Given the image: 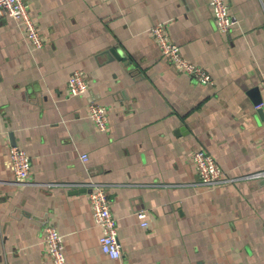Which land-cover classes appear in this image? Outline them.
I'll list each match as a JSON object with an SVG mask.
<instances>
[{"label":"crops","instance_id":"crops-1","mask_svg":"<svg viewBox=\"0 0 264 264\" xmlns=\"http://www.w3.org/2000/svg\"><path fill=\"white\" fill-rule=\"evenodd\" d=\"M27 3L41 46L0 18V264H54L46 223L63 236L64 264H264V174L252 175L264 170V0H228L225 32L209 0ZM157 22L212 83L161 54ZM74 69L86 94L67 92ZM90 99L107 107V130ZM13 144L31 158L24 182L8 164ZM198 149L229 179L201 184ZM91 182L105 184L122 261L102 251Z\"/></svg>","mask_w":264,"mask_h":264},{"label":"built area","instance_id":"built-area-1","mask_svg":"<svg viewBox=\"0 0 264 264\" xmlns=\"http://www.w3.org/2000/svg\"><path fill=\"white\" fill-rule=\"evenodd\" d=\"M209 3L212 8L216 27L220 31H229L236 22V16L231 13L228 0H209ZM4 16H9L20 21L26 35L35 47L43 44V37L32 18L27 0H0V18ZM149 33L158 45L161 54L167 60L183 70L190 78L204 84L212 83V76L204 67L188 60L183 55L179 44L170 37L165 23H155L150 28ZM261 87L264 89V79L261 81ZM88 90L89 84L83 70L74 69L67 82L68 94L83 95ZM255 106L257 108L263 107L264 99L259 101ZM88 112L90 118L99 130H107L109 125L108 109L104 104L90 99L88 102ZM262 145L264 149V138ZM82 158L86 159L87 155L83 153ZM192 161L201 184L210 186L229 179V177L224 175V171L216 158L206 149L194 151ZM8 164L14 172L16 181L24 182L31 169V158L29 154L19 145L13 144L10 147ZM261 174H264V170L252 173V175ZM89 185L88 198L95 223L101 229L99 242L102 251L108 257L122 261L123 249L118 237L117 218L112 212L110 198L105 184L91 182ZM138 215L140 217L145 216V212L139 210ZM147 224L148 222L146 220L142 221V225L145 226ZM42 235L46 244V252L54 264H64L66 256L63 250L64 240L62 234L53 224L46 223L43 226ZM213 264L222 263L215 262Z\"/></svg>","mask_w":264,"mask_h":264}]
</instances>
